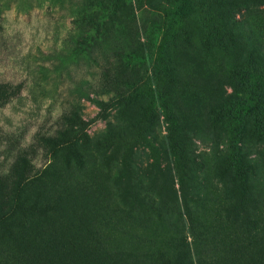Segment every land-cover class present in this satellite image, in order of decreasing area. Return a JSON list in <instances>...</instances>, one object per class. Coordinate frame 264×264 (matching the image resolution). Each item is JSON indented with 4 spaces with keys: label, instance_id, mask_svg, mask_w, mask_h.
Wrapping results in <instances>:
<instances>
[{
    "label": "trees",
    "instance_id": "obj_1",
    "mask_svg": "<svg viewBox=\"0 0 264 264\" xmlns=\"http://www.w3.org/2000/svg\"><path fill=\"white\" fill-rule=\"evenodd\" d=\"M190 1L163 12L153 87L104 77L102 94L116 95L122 115L135 104L138 112L112 124L104 145L111 154L103 159L99 152L101 170L89 160L86 124L75 118H64L69 128L53 136H37L54 155L42 174L26 153L14 162L8 186L0 182V264H264V43L232 12H221L201 15L205 33L192 45ZM95 19L91 39L98 40L108 23ZM214 55L219 63L202 59ZM22 92L21 84L0 83V106ZM158 111L174 173L153 137ZM200 115L207 130L197 127ZM222 128L233 133L227 150L217 143ZM245 133L258 142H241ZM191 135L211 143L206 157ZM140 146L152 160L147 180L132 167ZM208 170L216 172L215 184Z\"/></svg>",
    "mask_w": 264,
    "mask_h": 264
},
{
    "label": "rangeland",
    "instance_id": "obj_2",
    "mask_svg": "<svg viewBox=\"0 0 264 264\" xmlns=\"http://www.w3.org/2000/svg\"><path fill=\"white\" fill-rule=\"evenodd\" d=\"M183 1L186 0H124L120 5L117 0H0V83L23 86L19 98L0 106V182L4 187L11 181L14 162L23 153L28 155L34 172L39 175L54 162L51 150L44 149L36 138L53 136L69 128L70 123L64 118H75L76 122L86 124L89 160L95 171L101 170L99 152L105 154L103 159L111 154V149L104 145L112 124H116L118 117L128 121L138 112L135 104L134 111L122 115V107L113 105L116 95L102 94L104 77L108 75L120 82L129 80L133 84L148 80V87H153L158 70L156 54L161 47L163 12H171ZM262 1L188 2L189 33L197 36L191 44L199 45L195 42L205 33L201 15L213 16L221 12H232L235 21L243 22L264 43ZM110 12H116L112 25L108 21ZM93 16L100 18L93 20L94 23L100 20L104 25L108 23V29L102 31L98 40L91 39ZM245 58V54L239 55L240 60ZM202 59L220 62L217 55ZM224 90L227 95H234L231 85H226ZM95 100L106 102V109L98 108ZM139 100L142 105L147 102V98ZM157 115V131L153 137L163 146V166L174 173V161L165 146L167 125L161 111ZM196 122L199 129L207 130L203 116H198ZM232 136L229 128L219 130L220 149H228ZM191 137L197 153L206 157L211 143L202 142L197 135ZM241 142L253 145L258 141L245 133ZM132 159L136 175L147 180L152 164L148 149L138 147ZM55 160L61 165L65 157L60 153ZM207 160L211 169L212 157ZM119 162L118 157L115 165ZM208 171L210 182L215 184L218 181L216 172Z\"/></svg>",
    "mask_w": 264,
    "mask_h": 264
}]
</instances>
